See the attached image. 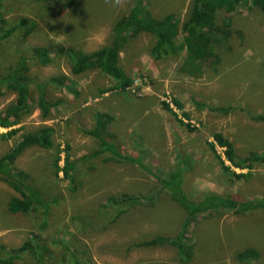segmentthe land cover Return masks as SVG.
I'll list each match as a JSON object with an SVG mask.
<instances>
[{
	"label": "rangeland",
	"instance_id": "1",
	"mask_svg": "<svg viewBox=\"0 0 264 264\" xmlns=\"http://www.w3.org/2000/svg\"><path fill=\"white\" fill-rule=\"evenodd\" d=\"M69 1L3 2L1 18L7 20L9 29L26 19L34 31L26 39L21 31L16 32L0 45V77L23 56L29 60L34 84H48L62 76L68 82L63 88L46 86L49 104L60 102L48 119H42L36 106L38 87L31 85V113L13 128L21 129L20 133L0 140L2 157L20 136L42 127L53 129L51 150L30 148L15 164L51 204L47 227L41 230L44 221L39 215L8 213L12 198L20 197L0 183V255L7 256L31 239L38 243L36 237L38 253L46 252L43 256L50 255L54 264H177L170 247L131 249L157 237L175 238L181 231L185 213L171 202L157 178L166 180L179 166L189 197L213 193L237 202L264 201V166L254 163L250 171L236 170L213 141V135H221L233 145L239 160L264 151V123L251 120L264 117V14L246 8L234 14L230 36H220L217 46H212L219 56L213 67L204 61L184 70L185 52L154 62L149 57L154 39L139 35L119 54V69L132 81L122 92L114 90L117 83L98 71L73 75L68 51L90 54L109 45L113 25L136 0H73L71 6ZM191 2L143 0L151 17L161 20L171 15L180 26L189 18ZM225 18L223 12H216V25ZM181 36L177 43L182 42ZM36 48L50 51L49 65L43 67L33 60ZM15 100L12 92L1 88L0 115ZM220 108L229 111H215ZM101 117L106 118L101 122L103 140L115 146L127 162L104 163L108 154L90 158L99 150V140L85 131H92ZM8 131L1 129L0 134ZM65 147L73 164V182L64 180L62 172L54 176V156L59 151L61 169ZM218 157L236 176H249L238 180L226 174ZM130 159L142 167L129 164ZM122 196L134 198L133 205L120 203ZM112 199L120 204L111 203ZM185 238L192 245L189 264H239L236 256L245 250L258 255L247 264H264V212L204 214L189 227ZM34 260L31 253L21 254L14 264H38Z\"/></svg>",
	"mask_w": 264,
	"mask_h": 264
},
{
	"label": "trees",
	"instance_id": "2",
	"mask_svg": "<svg viewBox=\"0 0 264 264\" xmlns=\"http://www.w3.org/2000/svg\"><path fill=\"white\" fill-rule=\"evenodd\" d=\"M0 0V45L4 41L9 40L11 36L21 31L23 39L29 37L34 31V25L26 19H21L19 25L9 29L7 20L2 19L1 10L3 2ZM72 1L68 4L71 6ZM240 8L247 10H258L264 14V0H192L189 18L181 26L176 20V17L168 15L167 17L156 20L149 14L143 3V0H136V4L131 8L126 15L122 16L112 27V38L109 45L102 47L100 50L90 54H80L72 50L68 51L71 60V73L73 75H81L87 72L98 71L102 75L109 77L113 82L117 83L114 90L125 92L127 88L132 85V81L125 77V74L119 69V54L132 39L141 34H147L154 39V44L149 51V57L159 63L166 57L179 56L180 53L185 52L182 66L184 70L192 67H199L202 62L208 61L212 67L219 62V56L214 54V46L219 43L218 38H223L227 35L230 36L231 19ZM216 12H223L226 18L222 21L221 25H216L215 16ZM182 34V36L180 35ZM179 36L182 37V42H179ZM213 46V47H212ZM227 51L229 49L227 48ZM33 60L41 66H47L51 63L50 51L47 49L36 48L33 51ZM73 56V59H72ZM17 61L13 66H10L6 75L0 77V89L12 92L15 97V104L8 107L3 115H0V130H9L5 134H0L1 141H7L16 137L21 129H13L21 124L22 119L31 113L30 99L31 85L38 87V97L36 101L37 109L41 113L42 119H48L50 110L56 108L58 103L49 104L47 96L45 95V88L48 84L58 85L64 87V83L68 82L66 77L54 78L43 85L34 84L29 76L28 58L23 56L17 57ZM163 109L167 110V106L162 105ZM220 114H227L229 109L220 108L216 109ZM106 119L96 120V126L92 131H85L86 136L98 139L99 150L95 151L90 158H101L108 154V160L104 163L122 164L127 162L126 159L119 154L115 146L108 144L103 140V134L100 130L105 128L101 122ZM251 120L264 123V117H257ZM182 126V123H179ZM193 133L194 130H188ZM53 129L49 127L39 128L31 134H25L19 137L20 141L9 150L8 153L0 157V183L10 188L20 198H12L8 204L7 211L10 214H22L26 216H41L44 221L40 228L44 230L47 227V219L50 212L51 204L41 197V194L29 182L30 177L18 170L15 167L17 159L30 148H39L41 150L49 151L53 148L52 142ZM213 141L216 147L223 150L225 162L230 167L239 171H250L251 165L259 163L264 166V151L263 153L250 154L243 160L237 159L234 152L233 145L225 140L221 135H213ZM211 151L214 150L213 144H209ZM69 149L65 147V157L63 167L60 169V154L56 152L52 167L54 176L56 177L59 172L63 173V179L73 182L71 173L73 172V164L70 162ZM221 170L231 177L238 180L246 179L249 175H235L230 171V168L225 167L218 157ZM129 164H136L142 167L141 163L137 160H129ZM178 166L177 171L173 172L166 180L157 181L163 186L169 194L171 202L177 204L180 209L185 213V220L181 227V231L175 238L157 237L150 241H143L132 248L137 249H150L159 247H170L174 249L177 257V264H189L192 258V245L189 244L185 238L189 227L195 220L202 215H210L214 212H233L239 216H245L253 212H264V201H247L237 202L229 197L219 196L213 193L200 194L197 198L189 197L183 190V173ZM145 171V169L143 168ZM134 198L122 196L120 203L130 202L133 205ZM116 199H112L111 203L119 205ZM137 203L138 200H136ZM39 243L38 239L34 237ZM38 243L32 239L25 242L18 249L10 250L7 256L0 255V264H14L21 254L31 253L34 255V262L38 264H54L52 257L49 255L47 258L40 254ZM35 251V253L33 252ZM258 255L252 250H245L240 252L236 259L239 264H247L252 260H257ZM78 264V263H74Z\"/></svg>",
	"mask_w": 264,
	"mask_h": 264
}]
</instances>
